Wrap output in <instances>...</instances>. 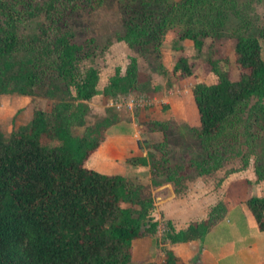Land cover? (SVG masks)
Returning a JSON list of instances; mask_svg holds the SVG:
<instances>
[{
	"label": "trees",
	"instance_id": "obj_1",
	"mask_svg": "<svg viewBox=\"0 0 264 264\" xmlns=\"http://www.w3.org/2000/svg\"><path fill=\"white\" fill-rule=\"evenodd\" d=\"M73 1L48 0L46 10L53 9L56 3ZM204 1L181 2L189 15L180 38L191 39L199 51L203 50L206 38L224 37L218 30L223 24L221 15H204ZM32 15L35 13H27L12 0H0V94L34 95L47 63L73 92L69 99L56 102L50 112L36 110L30 124L9 136L0 131V264H132L133 241L139 237L151 236L160 246L161 242L176 243L205 236L227 212L222 201L205 218L177 230L170 220L154 217L155 198L146 192V185L86 165L91 153L104 141L107 129L121 122L119 114L108 109L101 120L90 124L89 102L98 93L111 98L136 85L137 57L130 58L125 73L117 67L107 85L98 91V70L88 67L81 71L80 63L86 54L82 53L84 46L73 39L74 33L66 25L56 34L41 24L29 31L26 25ZM163 25L155 24L153 15L144 14L137 20H128L118 40H124L130 47H140L149 41L153 30L157 32ZM234 51L241 68L237 78H232L229 70L221 66L226 58L210 56L207 61L217 79L193 86L202 125L197 131L199 138L219 136L226 123L253 99L248 118L253 126L264 130L261 42L255 36L239 35ZM21 53L26 55L25 60L22 56L17 59ZM193 72V64L186 55L177 59L172 70L177 78ZM150 122L149 129L162 131L164 137L148 142V146L161 149L167 143L170 121L153 118ZM244 160L247 165L249 157ZM127 162L150 164L148 157L140 155L128 157ZM210 162L191 160L189 166H195L202 175L220 166L218 157L213 164ZM174 166L165 182L176 183L182 177L178 169L184 166L179 163ZM164 181L156 180L154 185L161 186ZM247 204L264 230V195L249 197ZM161 248L165 254L162 263L139 264H184L169 247Z\"/></svg>",
	"mask_w": 264,
	"mask_h": 264
},
{
	"label": "rangeland",
	"instance_id": "obj_2",
	"mask_svg": "<svg viewBox=\"0 0 264 264\" xmlns=\"http://www.w3.org/2000/svg\"><path fill=\"white\" fill-rule=\"evenodd\" d=\"M12 1L27 13H35L27 21L26 27H29V31L41 24L52 34H56L61 26L66 25L74 33L73 39L84 46L82 53L86 54L80 63L81 71L88 67L98 70V91H102L107 85L117 67L125 73L130 58L137 57L136 85L111 98L102 93L95 95L89 102L91 109L87 120L90 124L95 123L106 115L108 109H112L119 114L121 122L125 125H137L142 137L146 136L151 120H148V116L139 118V113L141 110L149 112V108L160 99L163 90L167 94L182 90L186 96H192V82L212 83L217 79L207 61L208 57L226 58L227 61L222 62L221 66L229 70L232 78L239 76L241 68L236 62L234 51L239 35L257 37L261 42L264 58V0L204 1V15H221L223 24L218 30L224 37L206 38L202 51L198 50L191 39L180 38L187 27L186 16L189 15L188 12L185 14L186 10L181 5L183 0H74L69 3H56L50 10H46L48 0ZM212 4L214 10L209 9ZM144 14L153 15L155 24L164 25L158 28L157 32L153 30L149 41L140 47H130L124 40H118V36L125 31L127 21L132 18L137 20ZM199 16L197 14V20ZM197 20L199 26L200 22ZM181 55L189 58L194 72L188 77L177 78L172 74V70ZM21 56L23 60L26 59L23 53L19 54L17 59H21ZM185 80L189 85L186 86L183 82ZM72 92V87L67 86L47 63L41 72L34 95L18 92L0 94V131L9 136L19 127L30 124L36 110L50 112L56 102L62 98L69 99ZM132 98H135L137 103L142 101L146 104L129 106L128 101ZM150 101L153 104L150 105ZM254 102L255 99L251 100L243 111L229 120L223 132L216 138L197 137L199 117L181 122L170 121L167 127V143L163 148L156 149L148 146L152 140L143 142L144 151L140 156L148 157L150 164L138 165L144 168L130 171L126 176L146 185V192L152 194L156 204V189L160 187L154 185L156 180L164 181L169 169L179 163L184 166L181 170L178 169V175H182L179 181H164L162 185H171L174 196L186 197L187 202L203 198L208 209L207 215L219 201L226 205L230 198L242 199L246 196L248 175L256 176L255 182L249 184L251 188L258 185L263 196L264 130L253 126L248 118L249 108ZM93 153L88 158L90 161L93 159ZM246 156L249 157L247 165L244 163ZM215 157L220 158V166L214 167L208 173L199 175L195 166H189L191 160L202 159H208L213 164Z\"/></svg>",
	"mask_w": 264,
	"mask_h": 264
},
{
	"label": "crops",
	"instance_id": "obj_3",
	"mask_svg": "<svg viewBox=\"0 0 264 264\" xmlns=\"http://www.w3.org/2000/svg\"><path fill=\"white\" fill-rule=\"evenodd\" d=\"M185 81L183 82L187 86L188 82ZM147 112L141 110L139 118L148 116V120L157 118L181 122L199 117L197 131L202 126L194 95L186 96L182 90L170 94L163 90L160 99ZM163 137L162 131H152L149 128L146 136L142 137L137 125L120 122L108 129L104 141L94 151L93 159L86 161V165L102 173L126 176L130 171L144 168L129 164L127 158L141 155L144 151L143 142L160 141ZM246 179V196L242 199H228L225 216L205 236L176 243L161 242L160 246L154 243L151 236L139 237L133 241L132 264L162 263L165 260L162 245L169 247L184 264H264V230L260 228L255 214L247 204L249 197L261 196L262 191L258 185L251 188L249 184L255 182L256 176L248 175ZM156 191L158 201L154 217L160 221L170 220L177 230L207 215L208 209L203 198H195V202H187L186 197L176 198L169 184L161 185ZM177 201L179 203H175ZM157 236H160V232Z\"/></svg>",
	"mask_w": 264,
	"mask_h": 264
},
{
	"label": "built area",
	"instance_id": "obj_4",
	"mask_svg": "<svg viewBox=\"0 0 264 264\" xmlns=\"http://www.w3.org/2000/svg\"><path fill=\"white\" fill-rule=\"evenodd\" d=\"M138 103H140L139 105H145L146 104V102H142V101H139ZM137 101H136V99L135 98H132V99H130L129 101H128V105L129 106H136L137 104ZM121 104V103H120ZM120 104H118V106L120 105ZM149 104L151 105V104H153V102H149ZM142 106V107H143Z\"/></svg>",
	"mask_w": 264,
	"mask_h": 264
}]
</instances>
